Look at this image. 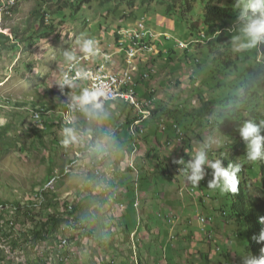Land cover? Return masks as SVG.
Instances as JSON below:
<instances>
[{
    "label": "rangeland",
    "instance_id": "1",
    "mask_svg": "<svg viewBox=\"0 0 264 264\" xmlns=\"http://www.w3.org/2000/svg\"><path fill=\"white\" fill-rule=\"evenodd\" d=\"M90 1L91 4L83 6L74 18L70 17L62 22L58 19L55 23L56 32L44 40H36L29 47L18 45L17 49L0 54V131L10 125L8 142L0 143V202L8 203V206L0 207V210L9 211L6 220L10 221L17 208H21V212L32 208L30 202L33 199L40 205L34 212L36 221L39 222L57 211L67 214L77 203L84 204L87 208L90 205L88 201L91 200L93 205L90 212L94 211L95 221L102 222L106 231L97 230L93 237H88L89 231H84L87 227L85 216L78 213L75 218H81L82 225L76 223L75 219L64 224L59 241L53 246L44 242L23 243L20 250L12 252L8 245L0 243V264H39L45 262L49 248L57 255L54 254L53 261H49V264H57L59 257L64 259V264H243V259L239 256L241 250L239 251L234 237L235 227L225 213L217 212L223 200L217 199L219 193L207 187L208 181L212 179L211 169H207L205 179L191 194L190 183L177 175L170 179L163 174L162 166L156 163L161 159L163 168L169 165L173 171L177 166L180 168L174 161L181 158L189 160L199 142L211 141L210 153L227 146V136H223L218 126L213 127L207 120L199 124L185 112L201 107L199 96H203L205 101L222 98L223 88H218V85L226 84L228 73L236 74L235 77L242 74L241 69L233 67L225 71L224 63L212 61L215 57L213 54L211 59L207 58L206 48L212 40L205 38L203 32L202 39H199L191 34L186 23L165 16L159 8L144 15L137 7L135 14L146 16V25L161 37L155 41L157 54L146 57L147 63L142 62V66H138L135 61L133 67H126L124 70L134 74H131L132 79L133 76L138 79L141 75L150 73V80L140 84L141 97L154 92L155 107L161 106L168 110L177 108L181 111L178 110L176 117L171 116L169 120L164 114H160L161 119L167 120V131L156 137L151 133L156 124L147 127L146 137L144 135L139 141L134 158H130L131 153L126 152L122 144L131 140L127 120L135 116L124 104L103 105L101 113L80 111L84 119L87 116H92L95 122L98 119L100 127L108 134L97 142L94 150H86L91 145L89 137H93V133L91 125L82 124V117L75 119L79 113L70 124L77 121L71 126L75 129L76 138L65 145L62 142L66 139L64 129L67 127L61 120V113L64 106L70 103L71 93L62 96L57 94L60 92L56 85L58 76L67 67L61 60L60 51L69 47L76 48V40L83 36L95 39L100 51L111 54L118 27L134 24L138 19L132 17L126 20L121 14L107 18L108 12L99 6V1ZM14 2L15 0H0V33L10 35L8 29L19 25L36 7L34 0H21L19 14H6L8 5ZM233 32L234 30L227 31V37L231 39ZM181 43L188 44V49L180 48ZM116 63L121 64L122 61L117 59ZM122 66L123 64L120 65ZM254 67L257 73L262 69ZM239 80L241 78L235 81ZM252 80L256 90L264 89L261 86L264 76L261 79L256 75ZM214 85L217 91L213 90ZM33 102H44L54 107L53 111L45 109L50 114L41 118L45 123L44 128H35ZM69 118L71 117L64 113L67 123ZM37 123L42 124L40 119H37ZM119 124L122 125V131L120 135L114 136ZM33 130L35 133L32 134ZM145 138L147 142L144 141ZM100 152L109 161L98 180L101 189L94 188L92 193L99 195L104 189L110 190L119 197L115 204V195L111 197V202H103L100 196L91 197L88 192L85 193L86 187H92L87 175L94 168L89 165V160ZM150 155L155 164L148 161ZM131 159L135 161V167L140 173L149 174L147 180L139 179L136 173L126 172ZM51 168L54 169L55 179L54 176L50 177ZM246 178L257 195L263 196L257 188V179L248 174ZM135 182L139 203L141 202L138 211L134 209L137 197L132 188ZM41 190L59 195V203L66 202L67 208L59 205L56 211L43 207V200L35 198V194ZM209 191L211 199L205 198ZM120 205H124V208L121 209ZM171 216L174 218L172 223L168 220ZM203 217L212 219L207 227L201 224L200 219ZM94 219L92 221L95 223ZM33 226L30 219L19 218L14 229L15 237L24 238ZM121 226L129 228L128 234L123 232ZM87 229H92V226ZM202 229L207 232L203 233ZM136 230L135 235L131 234ZM129 234L130 239L127 236ZM61 240H68V245L60 247ZM226 252L230 254L228 258L223 256Z\"/></svg>",
    "mask_w": 264,
    "mask_h": 264
},
{
    "label": "trees",
    "instance_id": "2",
    "mask_svg": "<svg viewBox=\"0 0 264 264\" xmlns=\"http://www.w3.org/2000/svg\"><path fill=\"white\" fill-rule=\"evenodd\" d=\"M34 1L36 3V7L29 14H27V17H25L22 22L19 23V25L10 27V29H8L10 30V35L0 33V54L3 51H11L17 49L18 45L29 47L34 44L36 40H44L45 38L56 32L57 27L55 26V23L58 19H60L62 22L67 18H74V16L82 10L83 6L88 3L91 4L90 0ZM98 1L99 6L107 10V18L111 15L117 16L121 14L123 19L127 20L132 17H135L136 19V17H140V15H136L134 11L137 7L139 8V10H141V12L143 11L144 15H147L152 11L154 12V9L159 8L164 12L165 16L176 19L178 22L186 23L193 36H197L199 39H202V34L204 33L206 35V38L212 40V42L206 48L207 58L211 59L210 56L211 54H213L215 57L214 59H212V61L215 60V62L217 63H224L225 71L233 69V67H235L236 69H241L242 74H238L239 76L235 77L236 74L228 73V75H226L227 77L225 78L226 84L218 85V88H223L222 91L224 92V95L222 96V98H211L210 100L205 101L203 96H199L198 100L200 101L199 103L201 104V107L199 106L188 113L185 112V114L187 116H190L192 119L197 120L199 124H202L203 121L207 120L208 123L210 122L212 125H214L213 127L217 128L218 126V130L223 134L224 137L227 136L226 138L229 141V143H226L227 146L225 148H221L216 152L209 153V157L210 159L221 158L225 167H227L230 162H239L241 163L242 167L241 171L237 174V189L235 192H224L219 188L213 189L217 193H219L216 198L223 200V204L217 212L221 214L225 213V215H227L231 223L234 225L236 230L234 232V237L237 241L239 251L241 250V253L239 254L240 258L244 259L248 254L256 258L264 256V251H262L264 250V242H260L258 240L261 230L264 229V225L259 223V219L261 217H264V196L259 198L256 195L255 191L252 190L250 181L246 178V174H248L250 177L254 176L259 184L257 188H259V190L264 195V159L258 160L256 162L247 161L244 157L245 145L237 132V129L245 121L252 120L257 123H259L260 121H264V89L261 88V91L256 90L254 88L252 80V78H255L256 75H259L261 79L262 76H264V65L258 62V56H260V54L264 55V43H261L257 46V48L250 49L248 51H234V43L232 38L233 36L238 34L239 30V22L237 21L238 10L234 7V5L236 4V0ZM20 3L21 0H15L14 5H8V11H5L6 14H19ZM128 12L129 15L127 14ZM233 30L234 34L230 39L229 37H227L226 32ZM254 65L256 66L257 70L261 67L262 69L257 73L255 71ZM243 76L245 78H242ZM239 78H241L242 81H235ZM142 83H144V80H142ZM261 86H264V83ZM258 87L260 88V85ZM137 88L139 89V86ZM213 90H216L215 85L213 86ZM57 94L62 96L64 93L58 92ZM32 106L34 107V111L38 109H47L49 111H53L54 109V107L44 102H33ZM126 108L130 109L129 107ZM178 110L181 111V109L177 108L174 110H168L161 106L156 107V109L153 111L152 118L148 122L143 123L142 127L137 128L136 132L139 139L142 140L145 135L146 128L153 124L156 125L154 126V130H151V133L156 137H158L160 133L166 132L167 129L165 124H167V120H169L171 116L176 117V113ZM160 114H164L167 120L161 119ZM89 120L91 121L90 118L88 119V122H90ZM134 120H136V118L127 120L128 125L131 126L134 123ZM9 131L10 125L2 128V131H0V143L8 142L9 137L7 133ZM121 131L122 125L119 124L114 136L120 135ZM91 132L93 133V140L91 142V145H89L86 149L87 151L91 150L94 147L96 148L97 142L103 140L106 135H108L106 133V130L100 127L98 119H96V122L92 121ZM33 133H35L34 130L32 134ZM130 137L131 140L122 142L125 151L128 153H131L135 146H138V143L136 142V139L131 134V132ZM144 141L147 142V138H145ZM41 143H43V141H41ZM167 143H169L168 140ZM42 145H44V143ZM149 157L150 158L148 161L154 163L153 159L151 158L152 155H150ZM92 161L95 166L105 168L106 164H108L109 158L105 156L104 153L101 154L100 152L99 154H95V156L92 157ZM156 163L158 166H162L161 169L163 171V174L170 179H174L175 175L182 177L178 171L179 166L173 168V171H175L174 174V172L171 171L169 165L163 168L161 159H158ZM49 172L51 175L50 177L54 176L55 172L53 168H51ZM127 173L136 172L130 169L127 171ZM97 174L99 175L100 172H97ZM144 175H147L148 177H145ZM87 176V178L91 180L90 183L92 187H86L85 193L88 192L91 197L92 195L100 196V199L103 202H111V197H113L115 194L110 190L104 189L101 193H99V195H97L98 193H96L95 195L94 193H92L94 192L92 191V189L94 190V188L95 190L101 189L98 182L99 178L95 176V172L92 171ZM55 178L56 177L54 176V179ZM148 178L149 174L141 173V180H147ZM51 179L52 178H50V180ZM136 186L137 182L133 183L132 189L134 191H136ZM208 193L210 194L211 191H209ZM206 195L205 198H207ZM116 197L118 198L117 194ZM210 197H212V195H210ZM35 198H41V200H43L42 206L49 210L56 209L57 211L59 205L65 206L67 208L66 202L62 204L59 203V195H57L56 193H50L45 190H41V192L39 191L35 194ZM88 203L90 204L89 207H87L88 209L84 204L77 203L73 206V208L71 207L72 210L67 214H61L59 211H57L55 214L49 215L45 220L42 219L39 222L36 221L34 212L40 205H38V203H36V200L33 199L30 202L32 208H29L25 212H21V208H15V215L12 217V219H10V221L6 220V214H10L9 211L0 210V243L8 245L11 248L12 252H17L18 250H20L23 243L40 244L44 242L48 243L49 246H53L54 244L58 243L60 230L64 224H69L71 220L75 219L76 223H80V226L82 225L80 221L81 218H75L78 213H80L82 216H85L84 221L87 224V227L84 229V231H89V233H87L88 237H93V235H95V231L97 230L101 232H103L104 230L106 231L102 222L99 223V220L95 221V217H93L94 211L90 212V209L93 205L91 200H89ZM4 206H8V203L0 202V207ZM16 206H18V204ZM21 217L30 219L32 224H34L32 229L29 231V234L25 235L24 238H18L14 235V229L17 225V220ZM171 218L173 217L171 216L168 219L170 223L174 221V218ZM93 219L95 223L92 221ZM91 226L92 229H87L91 228ZM121 227L123 228V232L128 234L129 228L124 226ZM136 232L137 230L132 232L131 234ZM131 234L127 235L128 238L131 237ZM65 241L67 242L66 245L63 244ZM143 241L142 244L144 245ZM68 243V240H61L60 247H65L68 245ZM139 247L141 248L140 245ZM145 248L150 251L149 247L145 246ZM54 254L56 255L55 251L49 248L47 254L48 257L45 259V262L39 264H49V261H53L52 258ZM223 256H225L224 258H228L230 254L226 252ZM204 258L206 259L207 256L205 255ZM56 263L64 264L65 261L64 259L59 257ZM233 264L240 263L233 262Z\"/></svg>",
    "mask_w": 264,
    "mask_h": 264
},
{
    "label": "clouds",
    "instance_id": "3",
    "mask_svg": "<svg viewBox=\"0 0 264 264\" xmlns=\"http://www.w3.org/2000/svg\"><path fill=\"white\" fill-rule=\"evenodd\" d=\"M234 7L238 10L237 21L239 22L238 34L233 36L232 38L234 43V51L244 52L250 49L257 48L259 44L264 43V0H236V4L234 5ZM140 21L144 22L147 31L152 33V36H150L147 41L149 46L153 49V51L145 53V55L142 56V58L138 61L137 63L138 66H142V62L143 63L148 62L145 59L146 57L157 54L155 41L161 37V35L157 34L153 29L149 28L146 25L145 22L146 16H140L134 24H127L126 27H118V29L115 32V43L113 47V50L115 51V46L119 40V32L121 30L127 29L129 27H133ZM75 44H76V48L69 47L65 50L60 51L61 60L63 64L67 65L68 68L71 69L72 71L61 70L56 83L61 93L64 94L68 92L71 93L69 96V100H70L69 108L73 110L79 109L89 114H93V113H101L103 111V105L122 106V104L124 103L103 104L101 101V97L104 95V92L98 87H79L78 80L84 81L87 80L90 76V73L86 71L83 67H78L80 60L88 59L89 57H95L99 55V48H98V42L95 39L85 38L83 36L77 39ZM179 47L184 50H187L188 44L181 43ZM258 62L264 65L263 54H260V56H258ZM144 75H148V78L143 79ZM144 75H141L138 79L135 77V80L137 81L139 88H140V84L142 83V80H144V82L150 80V76H151L150 73H145ZM65 89H67L68 91L64 92ZM75 89H79V90L75 91ZM137 93L141 101L152 102V106L148 107L150 111V116L147 119H143V115H141L136 110V108L124 104L126 107L130 108L129 110H131V112L135 113L134 118H136V120H134V123L130 126V132L134 136L136 142L139 145L140 144L139 141L141 140L139 139L136 130L138 127H142L143 123L148 122L152 118L153 111L156 109L157 106L155 107L156 100H155L154 92L149 93V95H146L144 98L141 97L138 88H137ZM64 107L65 108H63L64 110L61 113L62 114L61 120L66 123L65 127L67 128L64 129L66 139L62 143L67 145L68 143L74 141L76 138L75 129L72 128L71 126L76 124L77 121L76 122L74 121V124L70 125L72 123V119L69 118L68 120L69 124L67 123V121L64 119V112L67 107L66 105ZM36 113H41V118H42L45 115L48 116L50 112L48 113L44 109H40V110L38 109L34 111L32 114L35 128H40V127L44 128L45 123L42 121V119H40L42 124L37 123V120L35 119ZM79 117H82V124L84 125L90 126L93 121L92 116H87L86 119H84L83 114H80L78 117H75V119L78 120ZM87 118H90L91 121L88 122ZM138 121H141V123L138 126H135L134 130H132V128ZM237 132L245 145V155H244L245 159L249 162H256L258 160L264 159V121H260L259 123L252 120L245 121L237 129ZM89 139L92 142L93 137H89ZM179 140L182 139L179 138ZM211 148H212L211 141L206 140L203 142H199V146L194 150V154L189 160L185 161L183 158H181L179 160L174 161V163L180 165V168L178 169L179 174H181L182 178L185 179L186 182L191 184L192 186L191 194L195 192L196 186H198L200 182L205 179L206 175L208 174L207 169H211V176H212V179H210L207 183V187L212 189L219 188L221 191L224 192L227 191L235 192L237 189V174L241 171V167H242L241 163L230 162L227 165V167H225L223 165V161L221 158H217V159L209 158V153L211 151ZM92 150H94V148H92L88 152H91ZM137 152H138V147L135 146V148L132 150L130 154V156H132L130 158H134L133 156H135ZM82 158L84 157L82 156ZM91 159L89 160V165H91L94 168L93 172H95V176H97V178H101L102 171L104 168L100 166H95L93 161H91ZM134 162L135 161H132L131 159V161L127 165L128 167L127 169L128 170L131 169L135 171L140 179L141 173L135 167ZM73 163L75 164V162ZM97 171L100 172L99 175L97 174ZM90 172L92 171H89L88 174ZM255 193L256 195L258 194L256 191ZM260 193L261 195L263 194L261 191ZM210 195L209 194L206 195L207 199H211ZM263 196H258V197L261 198ZM136 197H137V201L134 204V209L138 211V209L141 208V202L139 203V195H138L137 187H136ZM118 201H119V197L117 198L115 195L113 200L114 203L113 202L112 203L115 204V202ZM120 208L123 209L124 205H120ZM200 221L201 224L204 225V227H207L212 221V219H209V217L208 218L203 217L200 219ZM259 223L264 225V217H261L259 219ZM202 232L205 233L207 231L205 229H202ZM133 234L135 235L136 233ZM207 240L210 241V239L208 238ZM258 240L260 242H264V229L261 230ZM243 264H264V256H261L260 258H256L248 254L243 259Z\"/></svg>",
    "mask_w": 264,
    "mask_h": 264
},
{
    "label": "bare ground",
    "instance_id": "4",
    "mask_svg": "<svg viewBox=\"0 0 264 264\" xmlns=\"http://www.w3.org/2000/svg\"><path fill=\"white\" fill-rule=\"evenodd\" d=\"M133 35V28L129 27L127 29H123L119 32V40L118 41H125V42H120L117 43L115 46V50H131V53L133 54H139L138 55V61L142 58V56L145 55V53L152 52V48H145V53H144V47H148V41L147 39H139L138 41H133V39H128L132 37ZM109 52H102V54H99L95 57H90L88 59H81V62H105L106 61V55ZM117 58L119 60V54H111V61H117ZM115 59V60H114ZM100 70L101 72H98L94 77H90V85H103V82L105 85L108 86V91H113L114 94H118V97H121L122 99L125 100H133V91L131 89H122V77L121 75H116V74H111L109 72V63H100ZM131 74L134 75L133 73H129L125 77V84L126 85H138L137 81L135 80V77L133 76V79L131 78ZM134 80V81H133ZM78 85H85V80L84 81H79L78 80ZM65 91H68L65 89ZM101 101L103 104L106 103H124L129 106H132L136 108V110L143 115V119H147L149 117L150 111L148 107L152 106V102L150 105L148 103H142V102H135V101H127V102H115L114 99H106V101L101 98ZM68 103L66 105V112L65 114L69 115L71 119H74V116L77 115V113L80 114L79 109H70ZM75 112V115L73 113ZM37 116L40 117V114H36ZM35 115V119L37 118ZM90 121V120H89ZM141 123V121L136 122L132 130H134L135 126H138ZM66 244V242H64Z\"/></svg>",
    "mask_w": 264,
    "mask_h": 264
},
{
    "label": "built area",
    "instance_id": "5",
    "mask_svg": "<svg viewBox=\"0 0 264 264\" xmlns=\"http://www.w3.org/2000/svg\"><path fill=\"white\" fill-rule=\"evenodd\" d=\"M133 28V35L132 37L128 39H133V41H138L139 39H147L152 36V33L147 31L144 22L140 21L138 22ZM125 42V41H118L117 43ZM145 48H151L148 44V47H144V53ZM99 54H102V51L99 50ZM111 54H119V60L122 61L121 64L116 63L115 61H111ZM111 54L106 55V61L105 62H81L79 63L78 67H83L86 71L90 73V76L87 80H85V85H79V87H98L103 92L104 95L101 97L105 101L106 99H114L115 102H127V101H135V102H142V103H148L150 105L151 102L149 101H141L139 99L138 93H137V87L138 85H126L125 84V77L131 73L129 70H124L126 67L131 68L133 67V63L135 61L138 62V55L139 54H133L131 53V50H115V52H111ZM100 63H109V72L111 74L121 75L122 77V89H131L133 91V100H125L121 97H118V94H114L113 91H108V86L105 85L103 82V85H90V77H94L98 72H101L100 70ZM120 67V65H122ZM123 69V70H122ZM64 71H72L71 69L64 68ZM148 75H144L143 79H147ZM79 90V89H78ZM75 115V112L73 113ZM150 116V114H149ZM37 118L41 119V117L37 116ZM99 172V171H97Z\"/></svg>",
    "mask_w": 264,
    "mask_h": 264
}]
</instances>
